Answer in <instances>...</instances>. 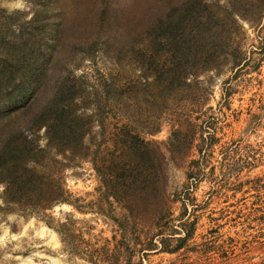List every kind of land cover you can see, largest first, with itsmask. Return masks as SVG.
Returning a JSON list of instances; mask_svg holds the SVG:
<instances>
[{"label": "rangeland", "instance_id": "rangeland-1", "mask_svg": "<svg viewBox=\"0 0 264 264\" xmlns=\"http://www.w3.org/2000/svg\"><path fill=\"white\" fill-rule=\"evenodd\" d=\"M19 30L45 71L0 121V264H264V0H0L6 109ZM186 188L197 223L169 254ZM247 234L227 262L203 243Z\"/></svg>", "mask_w": 264, "mask_h": 264}, {"label": "trees", "instance_id": "trees-1", "mask_svg": "<svg viewBox=\"0 0 264 264\" xmlns=\"http://www.w3.org/2000/svg\"><path fill=\"white\" fill-rule=\"evenodd\" d=\"M3 36H5L7 38V43L4 44V47L7 48V51H6V54L5 55H10L12 52H16V54L14 55L15 58H17L15 60V65L14 66H10V65H7V66H10L12 68H17L19 69V67L21 68H24V65H26V68L27 70H25V72L22 73L23 76H26V77H29L28 79H26V82L25 81H20L19 82V86L20 87H16L14 88V91H12L10 93V98H9V101H10V104L11 106H9L7 109H6V106L7 104L5 105H0V110L1 109H5L7 112H5L4 114H1L0 115V121L4 118V116L8 115L9 117L13 114V109L19 105L21 103V101L23 100V96L25 93H27L28 89L29 91L31 89H33V87L31 88L30 87V81L32 78H34V89H35V93L36 92H39V88L42 86V83H43V79H44V68L42 67V64L40 66V70L38 69V66L40 65V60H39V57H36V56H33L35 58L34 62H32L33 64L30 65V63L28 64H25L24 62V59H23V51H27V48L29 47H33V41H34V38H33V35H31V38H27L25 37L21 31L19 30L18 33L16 35H11V33H5V34H2ZM11 46V50L8 46ZM26 54H29L27 52H24ZM41 58V57H40ZM14 59V58H13ZM31 59V56L28 58V62H30ZM9 64V63H8ZM8 68H5V72L7 71ZM37 70L39 71L37 76H34L31 78V76H33L34 74H31V72H37ZM14 73L13 72H10L9 73V76H7V82L9 85H12V82L11 81H16L17 79L13 76ZM21 80H23V78H21ZM14 106V107H13ZM17 108V107H16ZM193 165H195L196 167V170L194 172V170L192 171L193 173L190 174V176H188L189 180H191V182H195L196 179H199V176L202 175L200 174L199 172V164L198 162H195L193 163ZM233 170L232 173H229L231 175H234L235 177H237V175L242 171V168L238 167L236 169H231ZM2 173V170L1 172ZM157 179H158V176H157ZM193 179V180H192ZM192 185V184H190ZM63 192V189H61V193ZM187 193L185 196L186 198H181V211L179 213V216H178V221H179V230H174L172 231V233H175L176 235H182L180 238H177V240H175V242L177 243L173 248H170L171 246H168L169 245V242L170 240H167V239H172V238H166V240H162V241H165V244L163 245V247L160 249L162 250L163 252H166V253H169V254H174V253H177L178 251H180L185 243H187L191 238H192V235H193V232H194V228H195V225H196V216L194 214H190L188 213V206H192L193 210L191 211L192 213H195L197 212V206H193L194 204H191L190 202V199L188 198L189 197V190H187L186 188V192ZM134 196H135V190L133 189V187H131L130 185L126 186L125 189L122 191V198H123V201L125 202V204L123 206H120V209H122L124 212H128V214H132V203L134 202ZM184 199H186L187 201H184ZM67 199H63V198H60L59 200H56V203H60V202H66ZM193 203V202H192ZM189 204V205H188ZM73 206L74 209H76L77 211H81L82 208H80V206H76V204L72 203L71 204ZM150 207H145L143 208V210L145 212L149 211V213L151 215H153L154 217H159L160 215L159 214H162L163 213V209H164V206L162 204V206L160 205H156L155 208L153 207L148 209ZM148 209V210H146ZM170 214L168 213L167 215L165 214H162V218L164 217H168ZM257 220V226L258 227H261V229L258 231V234H260L261 232L260 231H264V214H262L261 216L257 217L256 218ZM196 222V223H195ZM121 223V222H120ZM123 222L121 223V229L124 230V227H123ZM188 228V229H186ZM246 230V229H245ZM75 231V228H74V223H64V224H61L59 226V228L56 230V232L58 233V235L60 236V239H61V242L62 243H66V242H71L73 239H71L70 237L73 236V232ZM164 235V234H161V236ZM172 237V236H170ZM164 239V238H162ZM217 238H213V241H206V242H203L204 243V246L207 248V250L211 251V252H215L216 254L219 255L218 258L220 259H223V261H225L224 259L227 258V252L228 250L227 249H230L232 248L233 246H239V245H244L245 243L247 244L248 240H249V235L247 234L246 236H243V238L241 239H238V238H235L234 240L233 239H227L225 241H222V242H219L218 240H216ZM244 239V240H243ZM251 239H254V238H251ZM166 242H168L166 245ZM156 242H149L148 243V249L149 251H152L154 249L152 248H155L156 247ZM146 250V249H145ZM224 251V252H222ZM99 253V251H97ZM101 252V251H100ZM227 262V261H225Z\"/></svg>", "mask_w": 264, "mask_h": 264}]
</instances>
